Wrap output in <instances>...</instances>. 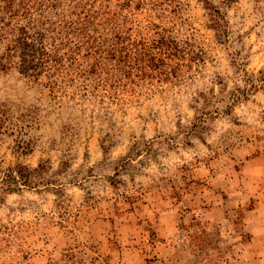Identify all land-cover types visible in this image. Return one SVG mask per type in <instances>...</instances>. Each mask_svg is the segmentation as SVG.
Here are the masks:
<instances>
[{
  "label": "rangeland",
  "instance_id": "374dc122",
  "mask_svg": "<svg viewBox=\"0 0 264 264\" xmlns=\"http://www.w3.org/2000/svg\"><path fill=\"white\" fill-rule=\"evenodd\" d=\"M0 62V264H264V0H0Z\"/></svg>",
  "mask_w": 264,
  "mask_h": 264
},
{
  "label": "trees",
  "instance_id": "16d2710c",
  "mask_svg": "<svg viewBox=\"0 0 264 264\" xmlns=\"http://www.w3.org/2000/svg\"><path fill=\"white\" fill-rule=\"evenodd\" d=\"M5 68L6 66L0 62V73L3 72Z\"/></svg>",
  "mask_w": 264,
  "mask_h": 264
}]
</instances>
